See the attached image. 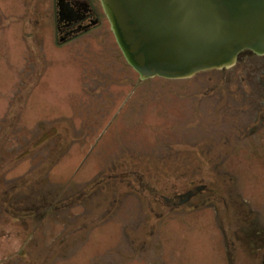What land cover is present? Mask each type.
<instances>
[{
    "label": "rangeland",
    "instance_id": "obj_1",
    "mask_svg": "<svg viewBox=\"0 0 264 264\" xmlns=\"http://www.w3.org/2000/svg\"><path fill=\"white\" fill-rule=\"evenodd\" d=\"M93 1L81 31L59 0H0V264H246L264 251V55L141 80ZM194 148L237 216L205 181L171 183ZM137 160L166 176L126 175Z\"/></svg>",
    "mask_w": 264,
    "mask_h": 264
},
{
    "label": "water",
    "instance_id": "obj_2",
    "mask_svg": "<svg viewBox=\"0 0 264 264\" xmlns=\"http://www.w3.org/2000/svg\"><path fill=\"white\" fill-rule=\"evenodd\" d=\"M141 80L191 78L264 55V0H100Z\"/></svg>",
    "mask_w": 264,
    "mask_h": 264
},
{
    "label": "trees",
    "instance_id": "obj_3",
    "mask_svg": "<svg viewBox=\"0 0 264 264\" xmlns=\"http://www.w3.org/2000/svg\"><path fill=\"white\" fill-rule=\"evenodd\" d=\"M243 53V52H242ZM241 53V55H242ZM207 156V155H205ZM189 161L188 162H182V163H174L173 168H168L164 162L160 164V161L154 162V161H149L150 163L144 162V161H138L140 162V166L137 167L136 172L132 174L131 172L127 173L126 175L128 176H133V177H142V178H147L150 180L151 175L153 172L162 170L164 171V174L166 176L167 170L171 173V176L175 180H170L171 183L180 185L178 187L180 190L184 191L186 189H191L193 188L195 184L199 182L205 181V187L206 191H208V194L203 202H209L211 200L216 201V204L219 206V208L223 209L227 214L226 218H233L234 216H237V213L234 212V209H236L234 203L227 204V202H223L221 199V203L218 201L219 197H221V194H227L226 191V183L225 181L220 180L215 176L212 172L215 171L213 168L210 166L212 164L211 161L207 160V158H203L202 153L199 152L196 148L193 149L192 153L189 155ZM206 159V161L204 160ZM210 164V165H209ZM216 164V163H215ZM137 166V165H136ZM167 167V170H165ZM215 173V172H214ZM151 174V175H150ZM180 175L177 177H174V175ZM183 175V176H182ZM202 177V178H201ZM174 181V182H172ZM172 184V186H174ZM175 187V186H174ZM179 191V190H178ZM200 193V192H198ZM220 195V196H219ZM228 195V194H227ZM219 196V197H218ZM229 196V195H228ZM59 205V204H58ZM238 211V208L236 209ZM239 216V215H238ZM230 227V226H229ZM234 230L238 228V223L235 227H232ZM232 229V230H233ZM239 229V228H238ZM239 231V230H238ZM233 233V232H232Z\"/></svg>",
    "mask_w": 264,
    "mask_h": 264
},
{
    "label": "flooded vegetation",
    "instance_id": "obj_4",
    "mask_svg": "<svg viewBox=\"0 0 264 264\" xmlns=\"http://www.w3.org/2000/svg\"><path fill=\"white\" fill-rule=\"evenodd\" d=\"M93 0H59V12L62 20L68 23H77V26L71 30L80 29L81 31L89 29L93 25L100 23L99 8L93 3ZM264 246V243H262ZM258 250V247H255ZM258 248V249H257ZM246 253V252H244ZM246 264H264V251L247 253Z\"/></svg>",
    "mask_w": 264,
    "mask_h": 264
}]
</instances>
